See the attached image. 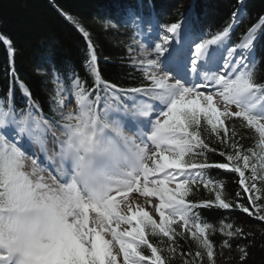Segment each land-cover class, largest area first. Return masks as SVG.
<instances>
[{
	"label": "snow or ice",
	"instance_id": "1",
	"mask_svg": "<svg viewBox=\"0 0 264 264\" xmlns=\"http://www.w3.org/2000/svg\"><path fill=\"white\" fill-rule=\"evenodd\" d=\"M238 3L222 30L186 49L172 44L182 22L163 25L152 51L129 46L145 80L131 88L103 80L89 32L62 13L88 43L86 76L53 74L51 115L22 82L27 103L0 102V264H217L234 250L247 264L249 245L240 241L252 233L230 216L264 222V81L255 50L264 15L241 42L226 43L243 22ZM142 19L129 10L132 26ZM0 43L14 58L12 41L0 34ZM246 133L255 134L248 146ZM214 169L235 177L234 196L225 179L211 178ZM201 189L212 198L196 199ZM205 209L220 213L218 224Z\"/></svg>",
	"mask_w": 264,
	"mask_h": 264
},
{
	"label": "trees",
	"instance_id": "2",
	"mask_svg": "<svg viewBox=\"0 0 264 264\" xmlns=\"http://www.w3.org/2000/svg\"><path fill=\"white\" fill-rule=\"evenodd\" d=\"M243 5V22L230 34L231 44L241 42L257 17L264 15V0H243ZM239 8L238 0H0V34L7 36L15 48L12 58L6 45L0 43V102H5L8 97L20 102L18 107L27 103L19 88L22 82L45 114L51 115L49 96L53 74L74 68L82 77L86 76L84 65L88 43L62 13L74 17L89 32L103 80L131 88L144 84L145 80L142 72L129 62L128 40L119 32L127 23L130 9L146 21L153 17L160 27L182 22V28H187L193 35L211 38L230 22L233 11ZM109 21L117 27L106 29L104 24ZM260 31L255 41L256 77L264 81V37L260 36ZM236 126L239 128L238 121ZM254 139V133H246L243 143L251 145ZM207 155L210 161L223 159L215 153ZM211 173L212 179H225L226 193L230 197L239 191L235 177L224 176L221 170L214 169ZM195 198L210 199L212 194L201 189ZM202 215L213 224H218L222 218L215 209L202 210ZM230 219L242 223L252 233L247 241H240L249 245L247 264H264V222L239 212L232 213ZM213 239L219 247L222 237L215 235ZM183 246L187 250L190 245ZM191 247L195 251L194 245ZM237 256L235 250L225 251L223 257L217 256V264H238Z\"/></svg>",
	"mask_w": 264,
	"mask_h": 264
},
{
	"label": "rangeland",
	"instance_id": "3",
	"mask_svg": "<svg viewBox=\"0 0 264 264\" xmlns=\"http://www.w3.org/2000/svg\"><path fill=\"white\" fill-rule=\"evenodd\" d=\"M120 34H123L128 40V46H131L136 53L139 52L140 45L143 44L149 51L153 50L154 43L161 42L160 37L163 34V30L159 29L153 21L150 23H145L143 21L139 22V27L132 26L130 22L123 24V29L119 30ZM171 35V34H169ZM205 38L199 37V40ZM193 40L199 42L195 37H190L186 44L176 43V40H172L173 46H183L185 49L187 45L190 44ZM135 41V42H134ZM177 44V45H176ZM171 50V49H170ZM167 55V53H165Z\"/></svg>",
	"mask_w": 264,
	"mask_h": 264
},
{
	"label": "bare ground",
	"instance_id": "4",
	"mask_svg": "<svg viewBox=\"0 0 264 264\" xmlns=\"http://www.w3.org/2000/svg\"><path fill=\"white\" fill-rule=\"evenodd\" d=\"M180 32H181V36L178 39L177 38H174V39L176 40L177 44L182 43V45H184L189 40V37L182 30H180ZM225 42L227 43V40ZM213 47H215V46H213Z\"/></svg>",
	"mask_w": 264,
	"mask_h": 264
}]
</instances>
